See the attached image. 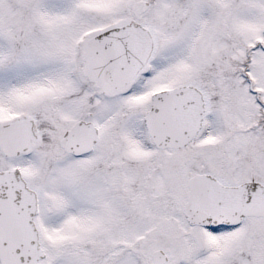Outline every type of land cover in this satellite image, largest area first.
I'll return each mask as SVG.
<instances>
[{
    "label": "snow or ice",
    "instance_id": "6c2138e0",
    "mask_svg": "<svg viewBox=\"0 0 264 264\" xmlns=\"http://www.w3.org/2000/svg\"><path fill=\"white\" fill-rule=\"evenodd\" d=\"M0 264H264V0H0Z\"/></svg>",
    "mask_w": 264,
    "mask_h": 264
}]
</instances>
